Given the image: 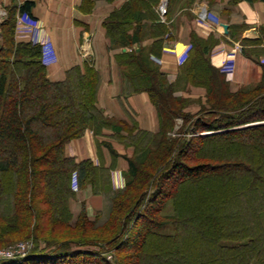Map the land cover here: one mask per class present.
Instances as JSON below:
<instances>
[{
  "label": "trees",
  "instance_id": "16d2710c",
  "mask_svg": "<svg viewBox=\"0 0 264 264\" xmlns=\"http://www.w3.org/2000/svg\"><path fill=\"white\" fill-rule=\"evenodd\" d=\"M159 1L124 0L103 21L108 49L126 50L114 56L125 95H148L157 134L124 122L117 128L103 115L90 61L49 80L42 46L15 38L17 17L35 20L34 2L8 7L0 23V248L27 241L32 248L0 264H264V66L259 84L231 92L208 61L215 40L192 34L180 71L206 90L192 117L155 63L172 41L173 0L164 21ZM93 3L79 9L90 12ZM88 130L95 138L110 130L132 149L121 157L128 163L122 188L111 183L120 157L111 147L108 168L65 156V145ZM194 185L204 207L192 215L183 207ZM223 186L231 192L213 203ZM87 187L103 207L89 217L81 203L74 215L70 203Z\"/></svg>",
  "mask_w": 264,
  "mask_h": 264
},
{
  "label": "crops",
  "instance_id": "0c3cea01",
  "mask_svg": "<svg viewBox=\"0 0 264 264\" xmlns=\"http://www.w3.org/2000/svg\"><path fill=\"white\" fill-rule=\"evenodd\" d=\"M14 1L18 5L25 1L34 2L31 13L35 20L20 23L17 17L15 38L19 42L42 46V60L49 80H62L69 68L90 61L100 78L96 105L103 115L123 130L121 123L124 122L129 127L134 124L140 130L158 133L157 114L148 95H125V83L114 56L126 50L108 49L103 21L124 0H114L110 4L93 0L90 12L79 9L83 0H0V23ZM184 4L185 1L181 0L173 8L177 11L169 21L172 41L164 47L155 63L169 83L174 84L177 89L175 96L188 101L186 112L195 113L196 103H203L206 97L205 88L186 82L180 71L190 48L192 34L201 40L211 37L215 40L216 45L208 56L213 68L220 70L227 60L232 63L230 75L221 71L231 92L259 84L264 66V2L193 0L189 6ZM203 11H207L210 18H201ZM179 123L180 120H177L175 129ZM112 134L110 130H105L103 135L95 138L88 130L80 139L66 144L64 154L76 162L89 160L93 165L108 168L112 163L108 148L111 147L120 156L111 171L112 186L119 189L125 184L124 173L128 169L127 161L121 157H131L132 149L125 148ZM81 203L89 217H93L102 207L101 197L92 195L89 187L77 191L75 200L70 203L71 211L78 212Z\"/></svg>",
  "mask_w": 264,
  "mask_h": 264
},
{
  "label": "rangeland",
  "instance_id": "374dc122",
  "mask_svg": "<svg viewBox=\"0 0 264 264\" xmlns=\"http://www.w3.org/2000/svg\"><path fill=\"white\" fill-rule=\"evenodd\" d=\"M181 0H173V2L171 3V8L173 9V8H176V6L178 5V2H180ZM183 1V0H182ZM185 1V3L186 4H184V5H187V6H189L190 4H189V2H190V0H184ZM196 1V0H195ZM168 3H169V0H167V2H164V0H160L159 1V3H158V6H157V9H158V11H159V14H160V16H161V18H162V20L164 21V14H165V12L167 11V6H168ZM109 4V3H108ZM177 10H170V18H169V20H168V23H169V21H170V19H171V17L173 16V14L176 12ZM7 14V13H6ZM201 16V18H204V19H208V18H210V15H209V13L207 12V11H203V13L200 15ZM5 17H6V15H5ZM5 17H3V19L5 18ZM19 18V17H18ZM170 26V25H169ZM219 70V69H218ZM220 71V70H219ZM197 104V106L195 107V108H197V110L195 111V113H192V112H186V113H188V114H190L192 117H194L196 114H198L199 115V113H198V111L200 110L199 108H200V105H199V103H196ZM197 115V116H198ZM196 116V117H197ZM200 116V115H199ZM205 119H208V117H206ZM181 125H182V121L180 120V123H179V126H178V128L177 129H174L175 130V132L181 127ZM202 134H207L206 132L205 133H202ZM175 134L173 133L172 134V136H174ZM189 136H191V134H187V137H189ZM193 136V135H192ZM123 178V177H122ZM123 181L125 182V178L123 179ZM76 185V184H75ZM120 189V188H119ZM235 190L236 189H234V193L235 194H238L237 192H235ZM227 192H231L230 190H229V188L228 187H225V186H223L219 191H217V194H213V198H214V200L212 199V202L213 203H218L219 202V200H220V202L223 200V199H225V197L227 196ZM195 195H196V197L197 198H195ZM233 195V194H232ZM231 195V196H232ZM187 199L185 200V205H184V207H183V209L185 208L187 211H188V213L189 214H192V215H194L195 213H196V211L197 212H199L200 211V209H203V207H204V202H203V198L204 197H202V194L200 193V189H195V185H194V187H192V189L190 190V191H188V195H187V197H186ZM102 199V198H101ZM81 205V204H80ZM79 205V206H80ZM102 207H103V201H102ZM102 207H101V209H102ZM73 214L75 215V214H77V212L76 211H73ZM142 223H143V221H141V222H139V225H142ZM192 233V232H191ZM191 233H190V235H191ZM181 235H182V237L183 238H185V235L184 234H182L181 233ZM27 242H30V241H27ZM18 243H20V242H18ZM17 244V243H16ZM32 245V244H31ZM11 246H13V245H11ZM8 247H10V246H8ZM7 248V247H6ZM131 253V252H130ZM130 253H126L127 255H130ZM199 253V252H198ZM107 256V259L108 260H110V261H113V258H112V255L111 254H107L106 255Z\"/></svg>",
  "mask_w": 264,
  "mask_h": 264
},
{
  "label": "built area",
  "instance_id": "2783aa9c",
  "mask_svg": "<svg viewBox=\"0 0 264 264\" xmlns=\"http://www.w3.org/2000/svg\"><path fill=\"white\" fill-rule=\"evenodd\" d=\"M26 20L30 22L34 21L25 16L19 17L18 19L20 23ZM220 71L226 73V75H230L232 71V63L229 60H227L222 65ZM73 188L76 189V185H74ZM31 248L32 245L29 242H20L7 248H0V262L22 260L29 254Z\"/></svg>",
  "mask_w": 264,
  "mask_h": 264
},
{
  "label": "water",
  "instance_id": "95a60500",
  "mask_svg": "<svg viewBox=\"0 0 264 264\" xmlns=\"http://www.w3.org/2000/svg\"><path fill=\"white\" fill-rule=\"evenodd\" d=\"M164 2H167V0H164ZM250 126V125H249ZM207 134H211V133H207Z\"/></svg>",
  "mask_w": 264,
  "mask_h": 264
}]
</instances>
